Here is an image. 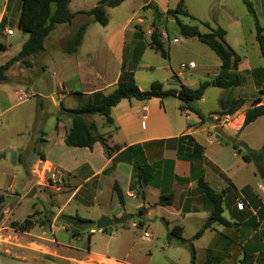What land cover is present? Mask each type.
I'll list each match as a JSON object with an SVG mask.
<instances>
[{
    "label": "crops",
    "instance_id": "crops-1",
    "mask_svg": "<svg viewBox=\"0 0 264 264\" xmlns=\"http://www.w3.org/2000/svg\"><path fill=\"white\" fill-rule=\"evenodd\" d=\"M179 1L150 0L161 12L175 7ZM188 1L184 0L185 9L197 22H208L212 28L222 27L226 31V42L241 56L236 71L240 84L223 89L212 84L196 102L208 117L204 121L195 112L181 109V101L175 97L146 101L123 99L112 108L113 124H107L99 115L91 116L107 138L110 151L100 142L92 148L66 144L72 120L65 109L79 105L73 95L76 91L110 94L125 72L132 73L142 90L149 89L157 80L163 82L165 88H179L181 84L197 88L203 81L214 80L221 72L218 55L214 57L203 47L194 46L195 40L201 42L197 37H187L191 41L183 46V50H190L189 53L196 57L173 62L171 51L182 45L179 38L173 37V48L170 47L166 57L170 64L164 67V76L157 74L156 67L146 59L147 50H154L149 45L152 31H145L143 42L135 33L138 27L133 22L144 18L134 14L127 19L113 20L109 16V9L124 8L131 0L107 9L109 22L106 26L100 24L98 27L91 17L84 20L89 24L76 52L68 53L64 49L46 55L53 60L54 53L60 52L62 66V77L52 81L51 86L48 80L47 96L41 94L34 81V67H22L24 77L16 80L17 83L28 85L33 82L38 98L35 120L26 126L33 136L29 140L15 138L4 144L0 140V195L4 197L0 206V264H174L169 257L156 260L151 245L145 246L153 243L154 233L166 230L162 221H158L154 232L148 227L153 226L152 217L157 215L169 224L172 234H175L173 229L178 228L181 237L192 238L214 209L213 202L199 186L200 178L222 194V214L231 224L213 223L193 240L196 264H264V159L260 165L254 159L246 161L243 157L248 149L259 150L264 146V115L244 124L246 112L254 107V99L261 97L258 105L264 104V94H259L264 86V58L256 39L255 21L236 0H190V4ZM250 1L264 28V0ZM74 2L71 0L69 4L70 11L85 10L74 7ZM146 4L143 0L142 10ZM21 5L22 0H0V44L4 46L0 53H6L3 56L6 58L0 59V66L17 55L29 37L22 30L25 33L23 40L15 47L11 44L8 47L2 40L12 30L9 24H19ZM143 15L149 22L154 19L152 8L145 9ZM245 21H248L247 27ZM61 25L64 24L56 28ZM67 25L71 26V23ZM91 28L95 30L92 37ZM14 34L13 31L11 35ZM175 38L178 42L174 43ZM165 40L163 36L164 44ZM140 44L144 49L137 55ZM10 48H14L13 55L7 54ZM44 52H47L46 42ZM22 61L24 63V60L16 62ZM191 61L195 62L194 68L184 71L179 68V63ZM171 63H176L175 67ZM123 64L126 70H123ZM47 66L51 67L50 63ZM10 67L5 73L7 79ZM56 73L59 75L57 68ZM27 74L30 75L26 77ZM3 88L4 83L0 80V90ZM19 91L24 90L15 91L17 98ZM210 92H214L218 108L206 113L201 105L207 102ZM44 98H50L54 106L59 107L52 112L50 128L45 127L48 118L43 114ZM237 99L242 104L235 112L220 114ZM2 114L0 100V118ZM12 153H16L15 162L11 159ZM38 160L61 169L67 175L66 183L73 182L74 187L67 193L48 195L49 203L42 197V206L35 203L28 214L30 217L35 214L31 217L32 224L23 230L19 224L28 216L24 219L16 216L23 198L43 194L36 188L35 175L29 174ZM138 171L141 172L139 182ZM107 182L110 190L106 193ZM115 183L123 192V203L113 189ZM10 188L14 192L6 193ZM162 194H173L170 205L157 204ZM73 202L83 207L95 206L98 211L93 217H84L77 211L67 212ZM240 202L243 208L238 207ZM63 214H78L95 222L102 215L115 219L133 214V218L107 230H97L96 224L95 228L80 230L62 220ZM140 222L143 224L139 227L133 225ZM190 223L198 227L192 235L186 233ZM62 231L66 232L64 238L59 236ZM144 231H149L152 237L144 238Z\"/></svg>",
    "mask_w": 264,
    "mask_h": 264
},
{
    "label": "trees",
    "instance_id": "trees-1",
    "mask_svg": "<svg viewBox=\"0 0 264 264\" xmlns=\"http://www.w3.org/2000/svg\"><path fill=\"white\" fill-rule=\"evenodd\" d=\"M124 1L126 0H100L89 10L72 12L69 9L71 0H22L18 26L21 30L27 32L29 37L17 55L0 66V80L5 81L7 79L5 72L14 62L25 60V58L29 56L42 52L45 49L46 38L54 31L57 25L71 23L77 14L82 13L91 16L93 21L106 26L109 22L107 9L119 6ZM145 2L147 4L144 8L147 6L154 11L153 30L151 32L149 43L151 48L160 53L163 57H168V51L165 49L163 41V34L158 25H160L162 17L172 18L183 37H197L202 43L206 44L218 55L221 59V72L214 78V80L203 81L197 88H191L184 84H181L179 88H165L164 83L157 80L152 82L149 89L142 90L138 86L132 73L130 72L127 74L125 72V76L121 77L117 88L110 94H105L102 91H96L91 94L76 91L73 95L77 98L79 105L75 108L65 109V112L72 120L71 129L65 139L68 146L92 148L96 142H100L105 146L107 151H110L107 138L99 131L98 124L95 120L91 119V116L99 115L107 124H113L114 119L112 117V108L123 99L146 101L152 98H160L163 100L165 98L175 97L181 101V109L195 112L202 121H204L208 117L196 106V102L203 97L207 88L212 84L222 88H230L240 84L236 71L241 61V56L226 42V31L222 27L212 28L208 22L200 21L201 24L210 29L208 32L203 33L200 31L197 24L186 23L183 20L184 17L191 16L190 18L192 19L196 18L185 9L184 0H180L175 7L169 8L166 12H161L158 6L153 5L150 0H145ZM243 2L254 18L256 39L264 58V28L260 24L253 3L250 0H243ZM88 24V21L82 22L78 29L69 37L65 47L66 52L73 53L78 50L85 36ZM0 49H4L2 44H0ZM143 49V44H140L136 49V54H142ZM136 62L137 59L134 61V64H136ZM125 68L126 67L123 64V70H126ZM259 94H264V86L260 89ZM260 102L261 97L254 99V107L246 112L245 125L264 115V104L258 105ZM241 104L242 101L240 99L233 100L229 104L228 109L226 111H220V114L233 113L241 106ZM243 157L246 161L254 159L262 165L264 159V146L259 150L248 149ZM140 177L141 172L138 171V182L140 181ZM199 186L203 193L213 202L214 209L211 215L207 218L202 228L190 239L181 237L178 228L173 229V233L177 234L178 239L182 243H187L189 245L191 264H196V249L193 240L202 235L204 230L210 227L213 223L217 222L225 225L231 224L222 214V194L215 192L204 178H200ZM113 189L117 194L120 203H123V192L118 183L114 184ZM172 200L173 194H162L157 204L170 205ZM3 202L4 197L3 195H0V206ZM61 219L66 221L73 228H78L80 230H82V228H95L96 224L94 220L83 218L78 214H63L61 215ZM30 224H32V220L31 217L28 216L21 224H19V226L21 229L25 230ZM140 224L142 225L143 223L140 222L139 226ZM107 229L108 228H104L103 230ZM74 234L76 233L74 232Z\"/></svg>",
    "mask_w": 264,
    "mask_h": 264
},
{
    "label": "rangeland",
    "instance_id": "rangeland-1",
    "mask_svg": "<svg viewBox=\"0 0 264 264\" xmlns=\"http://www.w3.org/2000/svg\"><path fill=\"white\" fill-rule=\"evenodd\" d=\"M98 1L99 0H75L74 7L76 6V7L85 9V10H89L93 6H95ZM233 1L235 0H232V2ZM236 1H237V4L240 7H242V9L247 11V13L249 12L243 0H236ZM188 2L190 4L191 1L189 0ZM142 3H143V0H131V2H129V4H126L124 8L109 9V14H110L109 16H111L113 20L116 18L118 19L126 18L127 19L130 16H134V14L139 15L140 17L144 18V20H140V21L135 20L133 22V24H135V26L138 27L135 33L137 34L139 40L143 42L145 31L153 30V19H151L150 22L147 19H145V16L143 14H145V9L149 7L146 6V8H143L144 10H142L141 9ZM90 17L91 16L87 14L80 13L78 17L75 16V18L71 22V26L64 24V25L59 26L58 28H55L56 30L54 29V31L46 38V41H45L46 47H47L46 53L45 52L43 53L44 51L43 50L42 52L34 55L35 57L31 58L30 61L26 60L27 58H25L24 63L23 61L20 62V64L18 62H14L11 65L10 67L11 72L10 74H8L9 78L3 81L4 88L0 90V100L2 102V110H3L2 117L0 118V140L4 141L3 144L9 143L10 140L15 139V138H20L21 140L22 139L29 140L30 136H33V133L29 132L26 126L35 120V112H36V105H37L36 99L38 98V95L35 93L36 87L34 86L33 82H30L28 85H21L17 83L16 80H19L24 77L23 73H21L22 67L24 66L28 68L34 67V69H32L34 71L36 70L35 71L36 74H34V81L37 82L38 84L37 86L39 87L40 92H42L41 94H44L47 96L49 94L48 80L50 81V86H51L52 81H57L58 78L60 79L62 77V69H61L62 66L59 60L60 59L59 55H61L60 52L54 53L53 60H50V58L47 57L46 55L50 53L51 51L52 52L60 51V50L63 51L67 44V40L72 35L71 29L74 30L75 32L80 26V24L84 22V20ZM190 17H184L183 20L189 24H197L201 32H208L210 30L207 26L198 23L196 19H192ZM94 23L98 27H101L100 23L98 22H94ZM160 24H162V30L161 28H159L161 33L163 34V32H167L168 38H171V40H169L168 38L164 36L166 38L165 48L167 49L168 52L170 51V47L173 48V46H171V43H172L171 41L173 37H177L181 41L182 45L178 47L175 46V49L171 51V58L173 62H177L176 60L179 61L184 58H189L191 56L196 57L195 54L189 53L190 50L189 51L183 50L184 48L183 46L185 44H188L189 41L191 40L183 37L180 34L178 30V26L176 25L175 21L172 18L162 17ZM247 25H248V21H245V27H247ZM9 27L12 29V31L15 32V34L2 37V40L8 45V47H9V44H11L13 47L19 46V44L23 40L25 33L20 28H18V25L16 24V22L9 24ZM158 27H160V25H158ZM94 32H95L94 28H91L90 37H92ZM195 41L196 42H194L195 43L194 46L196 45V46L203 47L204 49L212 53L214 57H217V54L214 51H212L206 44L199 42L198 40H195ZM5 54L6 53H0V59H2ZM7 54L13 55L14 48H10ZM5 58H3L2 60H4ZM146 59L148 60V62H151L153 66L156 67L157 74H160V76H164V71H165L164 67L169 66L170 64L168 58H164L160 53L158 52L155 53L154 50L148 49L146 52ZM49 63L51 67L49 66L45 67V65ZM54 63H55V66H54ZM129 63L130 65L133 64V62H128V64ZM185 63H188V62H185ZM171 64L172 66L175 67L176 63H171ZM180 66L181 64L179 63V68ZM55 67L58 69L59 75H55L57 74ZM5 73H7V71ZM28 75L30 74H27L26 77ZM41 87L42 89H40ZM19 89L24 90L28 94H30L31 95L30 98L24 102H19L17 98V94L15 93V91ZM215 103L216 102H215L214 92H210L208 94L207 102L201 105L203 111L207 113L211 109L213 110L214 108H218ZM58 109L59 107L54 106L50 98H44L43 114L46 116V118H48L46 122V126H45L46 128H48L51 125L50 121H51V118H53L52 112L57 111ZM47 113H50V115ZM29 174L30 176H32V174L35 175L32 172V169L31 171H29ZM29 174L27 175L29 176ZM35 178H36L35 180H38V177L36 175H35ZM73 187H74L73 182H68L64 186H59L55 188L51 186H45V185H36V188L43 194L42 195L34 194V195L24 197L22 200V204L17 209L16 216H18L20 219L26 218V216H28V214H30L33 211L35 203H38L37 204L38 206H42L44 197H45L44 199L47 200V203H49L50 199L48 195L52 196L55 193L56 194L63 193V192L67 193V192H70L73 189ZM109 190H110V185L107 182V184H105L106 193ZM51 208L52 207H49V209ZM76 211L79 212V214H81L84 217H93L95 213H97L98 210L95 208V206L83 207L77 204V202H73L71 206L67 208V212L74 213ZM34 215L35 214H33L32 216ZM138 217L139 216H137L136 218ZM161 218H162L161 216L154 215L152 217L153 219L152 223L150 221L148 222L153 225L151 227H148L152 232H154V230L156 229L157 223L158 221L161 220ZM128 221L130 220H127V222ZM111 227L115 228V226H111ZM197 228L198 227H196L194 223H190L187 226L186 233L192 235L197 230ZM65 235H66V232L64 231L60 232L59 234L61 238H64ZM153 240L154 241L152 244H146L145 246L151 245V249H152V252L156 260L159 259L162 261L163 259H167L169 257L175 261L174 264H191V253H190L189 245L187 243H182L178 239L169 240L168 231L166 230H162V233H157V234L154 233ZM199 259L201 261L202 258L199 257Z\"/></svg>",
    "mask_w": 264,
    "mask_h": 264
},
{
    "label": "built area",
    "instance_id": "built-area-1",
    "mask_svg": "<svg viewBox=\"0 0 264 264\" xmlns=\"http://www.w3.org/2000/svg\"><path fill=\"white\" fill-rule=\"evenodd\" d=\"M8 34L11 35L13 34L12 30L8 31ZM163 36L168 38L167 32H163ZM173 42H178V39L175 38L173 39ZM181 69L184 71L188 68H194L195 67V62L191 61L188 63H181ZM30 94H28L25 91H19L18 92V100L20 102H24L27 99L30 98ZM32 172L38 177L37 183L38 185H45V186H51V187H59L62 186L67 182V175L65 172H63L61 169H58L52 165H49L46 163V161L43 160H38L32 168ZM14 192L13 188H10L6 191V193ZM239 208H243V204L240 202L238 203ZM135 227H138V223H133ZM102 230V229H101ZM143 237L144 238H150L152 237V234L149 231H144L143 232Z\"/></svg>",
    "mask_w": 264,
    "mask_h": 264
},
{
    "label": "water",
    "instance_id": "water-1",
    "mask_svg": "<svg viewBox=\"0 0 264 264\" xmlns=\"http://www.w3.org/2000/svg\"><path fill=\"white\" fill-rule=\"evenodd\" d=\"M10 156H11V159L13 160V162H15L16 161V153H12V154H10ZM130 218H133V214H125L122 217L115 218V219H113L109 216H106V215H102L99 219L96 220V229L101 230V229L108 228V227L113 226V225L122 224ZM161 221H162L163 225L165 226L166 230L168 231V239L171 240L173 238H176L177 236L170 232L169 224L165 221V219L162 218ZM75 230H78V229H75Z\"/></svg>",
    "mask_w": 264,
    "mask_h": 264
}]
</instances>
